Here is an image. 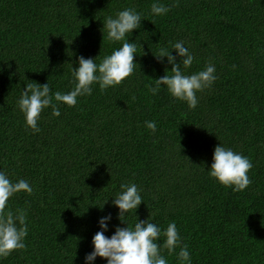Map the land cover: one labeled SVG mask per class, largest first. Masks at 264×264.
<instances>
[{
    "label": "trees",
    "instance_id": "trees-1",
    "mask_svg": "<svg viewBox=\"0 0 264 264\" xmlns=\"http://www.w3.org/2000/svg\"><path fill=\"white\" fill-rule=\"evenodd\" d=\"M153 2L0 0V170L33 187L9 199L10 210L25 211L28 235L0 264H84L99 218L111 214L106 236L126 226L112 205L121 183L142 190L138 220L162 230L176 223L192 264H264V0H159L170 8L160 16ZM125 8L143 19L128 37L137 44L133 74L106 90L94 84L75 106L60 104L58 117L45 108L40 130L26 128L17 106L25 85L70 91L79 56L99 64L121 46L103 22ZM178 40L195 57L185 74L216 69L194 109L164 87L149 91L171 74L167 58L154 55ZM146 121L156 122L154 133ZM219 143L251 160L245 190L209 177ZM178 252L161 254L181 264Z\"/></svg>",
    "mask_w": 264,
    "mask_h": 264
},
{
    "label": "clouds",
    "instance_id": "clouds-1",
    "mask_svg": "<svg viewBox=\"0 0 264 264\" xmlns=\"http://www.w3.org/2000/svg\"><path fill=\"white\" fill-rule=\"evenodd\" d=\"M169 11V6L159 0H154L150 5V13L154 16L164 15ZM142 20L141 13L133 8L120 10L114 17L107 16L103 22L107 40L121 42V46L106 55L99 64L95 58L79 56L78 66L71 67L73 87L70 91L53 93L48 82L26 84L17 101L25 127L38 132V120L45 108L51 107L52 115L58 117L61 114L60 104L75 106L78 97L92 94L94 84H98L100 90H106L121 84L125 78L131 76L137 66L134 60L137 44L130 42L128 37L132 30L141 27ZM184 45L183 40H178L172 44L171 49L162 47L158 54L154 55L157 60L167 58V63L171 65V74L154 79V85L149 86V91L155 95L164 87L171 97L186 102L190 109H194L198 105L197 92L211 88L217 79L216 69L214 64L208 63L199 71L185 74L195 57ZM172 50H175V55H172ZM177 58H180L179 62ZM145 123L153 133L157 130L155 121ZM252 167L248 157L219 143L214 147L212 162L206 171L209 177L220 185L239 192L251 184L248 172ZM141 191L135 183L120 184V191L112 199V205L118 209V219L126 226H118L111 236H106L111 214L99 218L100 230L92 237V250L85 254L84 264H92L97 257L106 259V264H168L165 256L161 254L162 249H167L171 254L178 246L179 252L176 255L181 264H192L188 245H181L182 237L174 221L169 222L162 230L149 217L146 220H138L133 215L143 201ZM20 192L31 194L33 187L30 182L23 178L12 182L8 174L0 170V258H6L14 250L26 246V213L24 210L13 212L8 208L9 199ZM130 213L135 217L133 224H129L126 219ZM161 236L164 237L162 244L159 243Z\"/></svg>",
    "mask_w": 264,
    "mask_h": 264
}]
</instances>
